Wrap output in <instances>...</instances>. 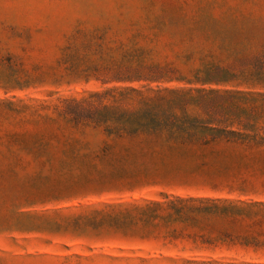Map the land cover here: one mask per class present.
Returning a JSON list of instances; mask_svg holds the SVG:
<instances>
[{"label": "rangeland", "instance_id": "rangeland-1", "mask_svg": "<svg viewBox=\"0 0 264 264\" xmlns=\"http://www.w3.org/2000/svg\"><path fill=\"white\" fill-rule=\"evenodd\" d=\"M88 36L116 58L123 49L135 51L181 81L150 88L193 89L198 71L264 48V0H0V264H264V148L229 158L224 163L248 168L224 173L190 172L188 161L177 159H132L119 168L118 159L114 166L92 160L105 142L113 146L101 129L76 131L56 119L88 154L60 163L71 149L51 138L55 126L28 107L56 118L53 108L63 99L111 87L77 79L59 64L66 47ZM39 140L52 144L48 163L25 149ZM119 151L114 146L111 156ZM189 196L248 207L239 234L232 232L243 236L205 245L124 236L85 223L103 204Z\"/></svg>", "mask_w": 264, "mask_h": 264}, {"label": "trees", "instance_id": "trees-1", "mask_svg": "<svg viewBox=\"0 0 264 264\" xmlns=\"http://www.w3.org/2000/svg\"><path fill=\"white\" fill-rule=\"evenodd\" d=\"M109 50L88 36L85 42L66 47L59 64L77 79H93L111 87L83 98L63 99L53 108L56 118L38 114L39 107H28L37 119L55 126L51 138L71 149L70 156L60 158V163L82 160L88 154L79 152L76 146H81L80 140L67 136L56 119L73 125L76 131L101 129L113 146L105 142L99 154L91 155L92 160L109 159L114 166L118 159L115 166L119 168L125 167L121 162L132 159L154 158L162 163L177 159L188 161L185 167L190 172L224 173L248 168L224 163L229 158L242 159L244 153L264 148V48L234 64L198 71L191 83L198 87L193 89H152L153 84L181 81L171 79V69L143 63L135 51L123 49L119 59ZM241 86L245 89L240 90ZM114 146L122 151L112 157ZM50 147L49 141L39 140L25 149L33 160L48 163ZM134 165L129 163L127 168ZM246 209L241 202L228 199L165 197L145 203L103 204L90 212L85 223L141 239L211 245L210 240L243 236L232 232L239 234L235 228L242 223Z\"/></svg>", "mask_w": 264, "mask_h": 264}]
</instances>
